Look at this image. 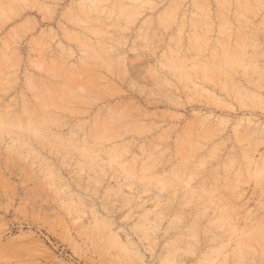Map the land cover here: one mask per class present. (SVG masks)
Returning <instances> with one entry per match:
<instances>
[{
	"label": "rangeland",
	"instance_id": "obj_1",
	"mask_svg": "<svg viewBox=\"0 0 264 264\" xmlns=\"http://www.w3.org/2000/svg\"><path fill=\"white\" fill-rule=\"evenodd\" d=\"M0 264H264V0H0Z\"/></svg>",
	"mask_w": 264,
	"mask_h": 264
},
{
	"label": "bare ground",
	"instance_id": "obj_2",
	"mask_svg": "<svg viewBox=\"0 0 264 264\" xmlns=\"http://www.w3.org/2000/svg\"><path fill=\"white\" fill-rule=\"evenodd\" d=\"M119 117H120V115H119ZM115 119H116V118H115ZM115 119H114V120H115ZM249 232H251V233H252L253 231L251 230V231H249ZM256 234H257V232H256ZM259 235H261V234H259Z\"/></svg>",
	"mask_w": 264,
	"mask_h": 264
}]
</instances>
